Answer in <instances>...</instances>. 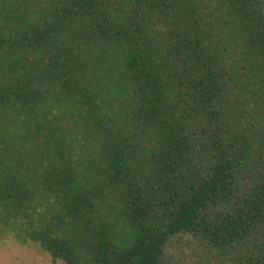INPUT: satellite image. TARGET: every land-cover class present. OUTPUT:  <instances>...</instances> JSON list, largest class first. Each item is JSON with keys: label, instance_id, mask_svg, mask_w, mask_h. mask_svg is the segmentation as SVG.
<instances>
[{"label": "trees", "instance_id": "1", "mask_svg": "<svg viewBox=\"0 0 264 264\" xmlns=\"http://www.w3.org/2000/svg\"><path fill=\"white\" fill-rule=\"evenodd\" d=\"M0 229L65 264L184 233L264 264V0H0Z\"/></svg>", "mask_w": 264, "mask_h": 264}, {"label": "rangeland", "instance_id": "2", "mask_svg": "<svg viewBox=\"0 0 264 264\" xmlns=\"http://www.w3.org/2000/svg\"><path fill=\"white\" fill-rule=\"evenodd\" d=\"M166 264H226L229 257L212 252L201 240L180 234L170 239L165 249ZM0 264H65L53 260L38 245L22 244L9 232L0 229Z\"/></svg>", "mask_w": 264, "mask_h": 264}]
</instances>
